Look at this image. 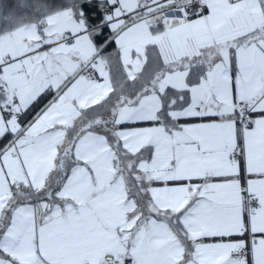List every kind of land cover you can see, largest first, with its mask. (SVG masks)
I'll list each match as a JSON object with an SVG mask.
<instances>
[{"label": "snow or ice", "instance_id": "6c2138e0", "mask_svg": "<svg viewBox=\"0 0 264 264\" xmlns=\"http://www.w3.org/2000/svg\"><path fill=\"white\" fill-rule=\"evenodd\" d=\"M0 264H264V0H0Z\"/></svg>", "mask_w": 264, "mask_h": 264}]
</instances>
